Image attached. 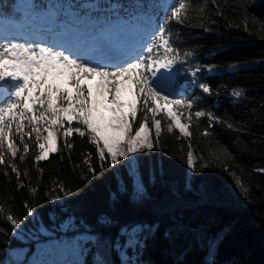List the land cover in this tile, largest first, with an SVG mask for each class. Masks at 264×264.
Masks as SVG:
<instances>
[{
    "label": "trees",
    "instance_id": "trees-1",
    "mask_svg": "<svg viewBox=\"0 0 264 264\" xmlns=\"http://www.w3.org/2000/svg\"><path fill=\"white\" fill-rule=\"evenodd\" d=\"M14 2L6 0L0 9L6 10ZM183 2L186 7L181 15L186 22H173L169 35L185 62L160 71L184 78L185 89L177 90L174 98L199 101L191 110V136L183 137L178 130L167 132L162 120L160 143L136 157L142 194L135 193L123 161L99 170L94 146L87 137L69 138L73 144L70 152L61 139V153L39 164L31 155L33 148L25 161L16 159L19 170L28 174L21 177L27 185L24 189L18 188L10 168L0 166V261L7 259L12 249L29 246L34 250L7 221V216H13L20 227L41 223L55 228L73 219L81 231H88V225L91 233L108 241L105 249L114 248L118 238L124 241L119 232L125 225L158 223L154 234L141 233L147 239L136 264H206L209 241L215 244L214 264H264V0ZM172 6H178V0H156V19L165 17ZM185 53L191 55L185 57ZM194 71L198 73L195 77ZM200 82L210 85V94L199 89ZM2 84L6 88L0 106L16 99L9 95L12 79L0 81V89ZM196 111L211 113L223 122L212 127L207 115L196 117ZM189 150L193 152L192 169L187 167ZM89 153L97 166L94 177L85 163ZM117 176L123 181V191ZM188 182L191 190L185 187ZM61 184L70 192L68 197L53 192L60 199L52 201L45 196ZM31 187L38 191L31 193ZM25 205L33 206L32 214ZM101 216L107 217L108 223H99ZM95 252L92 247L84 264H94ZM108 260L109 264H122L115 250Z\"/></svg>",
    "mask_w": 264,
    "mask_h": 264
},
{
    "label": "snow or ice",
    "instance_id": "snow-or-ice-1",
    "mask_svg": "<svg viewBox=\"0 0 264 264\" xmlns=\"http://www.w3.org/2000/svg\"><path fill=\"white\" fill-rule=\"evenodd\" d=\"M186 5L178 0V6H172L165 17L157 20L154 16L156 0H127L117 3L113 0H15L8 9H0V23L25 27V42H14L0 32V81L6 77L22 83L15 88L9 100L0 106V166L10 168L16 176L20 189L27 187L21 177L22 173L16 159L25 161L30 148L34 162L49 160L53 154H60L62 148L69 152L73 144L69 138L87 137L94 146V158L99 161L101 172L105 166L116 167L123 161L132 179L136 194L144 193L138 172L136 154L153 150L159 143L162 131V120L167 125V132H179L183 137H190V124L193 119L192 109L198 100L177 99V90H184V78L171 70L177 63H184L173 47L169 35L173 22L183 25L186 18L181 11ZM249 6H245V10ZM23 13V15H20ZM50 16L58 25L72 29L87 27L101 35H113L117 39L106 49L77 46L59 42L54 35L42 33L34 24L39 17ZM44 38H41V37ZM123 37V38H120ZM185 57L191 53H185ZM211 73V69L208 70ZM198 73L193 72L195 77ZM195 84L196 81L193 80ZM199 89L210 94V85L200 82ZM127 93L130 100L122 98ZM240 96V92L235 93ZM175 109V110H174ZM179 112V114H178ZM106 113L110 115H105ZM139 113V116H138ZM207 115L209 125L214 127L217 121L211 113L196 111V117ZM138 124V126H136ZM154 130V135H153ZM85 163L91 176H95L97 166L91 162L93 154H88ZM193 152L187 153V167L192 169ZM87 179V177L85 178ZM120 190H124L119 176ZM154 177L152 180L154 182ZM190 179V178H189ZM31 183V180H29ZM239 180L236 184L239 185ZM191 190V183L185 185ZM31 193L37 187L29 189ZM79 190L77 189V192ZM70 195L61 184L45 192L52 201ZM115 199V196H113ZM26 211L32 214V205H25ZM14 229H20V222L13 216H7ZM101 224L108 223L105 216L98 219ZM73 226L72 220L63 222L60 230ZM88 231L73 239L51 240L43 246L41 255L49 259L28 260V264H82V254L96 248L94 264H109L108 257L115 250L122 264H136L139 250L145 246V230L155 233L159 224L133 223L120 229L114 248L105 244L98 234ZM0 231H3L0 229ZM39 233L51 235L41 225ZM15 235V233H14ZM168 237V232L164 233ZM20 239H24L23 234ZM215 244L208 242L206 264H214ZM71 256V259L67 257ZM25 250L12 249L8 259L0 264H24Z\"/></svg>",
    "mask_w": 264,
    "mask_h": 264
},
{
    "label": "rangeland",
    "instance_id": "rangeland-1",
    "mask_svg": "<svg viewBox=\"0 0 264 264\" xmlns=\"http://www.w3.org/2000/svg\"><path fill=\"white\" fill-rule=\"evenodd\" d=\"M70 32H71V35L67 36L69 34V29H65L63 32L57 30L54 32V36L58 38L59 42H67V43H71V44H74L77 46H83V47H89L91 44L97 45L99 43V40L102 39V37L106 38L108 42L113 41L112 37H116L111 34L107 36H103L98 33H85L82 31H77V30H72V29L70 30ZM123 95L127 96V100H130L132 98L127 93H122V96ZM137 155L138 153L136 154V157ZM67 220H72L74 227L70 226L67 230L62 231L60 230V227H59L62 223L59 226H56L55 228H48V227L43 226L51 233V235H44L42 233H39L38 229L42 225L41 223L37 224L36 227H32V226L20 227L18 236L20 237V235L23 234L24 239L22 240L25 241L26 244H29V242H31L34 245V250L32 251L29 248V246L22 247V249L25 250L24 264H28V260L32 259L34 256L36 259H49L50 257L43 256L41 255V253L43 252V246L47 245L51 240H60L62 238L63 239H73L75 238V236L80 235V234H85L87 232V231H81L79 227H77L73 219H67ZM88 247L92 248L90 245ZM89 252L90 250L82 254V264H84ZM67 258L71 259V256H68Z\"/></svg>",
    "mask_w": 264,
    "mask_h": 264
},
{
    "label": "bare ground",
    "instance_id": "bare-ground-1",
    "mask_svg": "<svg viewBox=\"0 0 264 264\" xmlns=\"http://www.w3.org/2000/svg\"><path fill=\"white\" fill-rule=\"evenodd\" d=\"M123 96H124V97H123ZM123 96H122V98L125 99V100L127 101V96H126V95H123ZM105 115L107 116V115H110V114L106 113Z\"/></svg>",
    "mask_w": 264,
    "mask_h": 264
}]
</instances>
